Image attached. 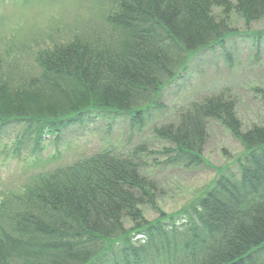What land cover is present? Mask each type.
I'll return each instance as SVG.
<instances>
[{
	"label": "trees",
	"instance_id": "1",
	"mask_svg": "<svg viewBox=\"0 0 264 264\" xmlns=\"http://www.w3.org/2000/svg\"><path fill=\"white\" fill-rule=\"evenodd\" d=\"M100 9L77 30L49 37L35 70L0 58V137L20 126L35 153L88 121H124L129 136L140 132L164 111L165 91L186 87L196 62L228 54L237 34L231 14L246 24L264 18V0H108ZM252 37L263 42L261 33ZM196 90L173 119L153 124L165 144L157 163L203 164L207 126L217 120L243 146L235 168H216L169 213L158 209L147 173L157 151L144 143L111 144L39 172L0 200V264H264V125L242 129L226 89ZM146 204L158 210L152 219Z\"/></svg>",
	"mask_w": 264,
	"mask_h": 264
},
{
	"label": "rangeland",
	"instance_id": "2",
	"mask_svg": "<svg viewBox=\"0 0 264 264\" xmlns=\"http://www.w3.org/2000/svg\"><path fill=\"white\" fill-rule=\"evenodd\" d=\"M108 0H0V58L10 59L18 66L35 70L34 54L45 46L49 37L58 38L69 29L78 27L101 12ZM221 18L218 8L212 10ZM228 25L237 34L226 43L228 54H207L193 65L181 90L165 91V109L154 113L140 132L129 136L128 125L121 121L108 128L106 121H88L74 125L61 142L52 138L43 141L32 153V141L20 126L11 125L0 137V200L19 193L39 172L66 166L89 156L111 144L144 143L157 151L149 156L147 173L157 183L156 202L159 210L173 212L192 200L211 181L216 168H235L233 159L243 151L241 142L217 120H210L203 148L204 163L198 166L158 164V150L164 143L152 130L153 124L173 119L181 100L192 89L200 93L226 89L236 100L235 113L242 129L253 124L264 125V18L249 24L236 14L228 18ZM66 31V32H65ZM261 33L259 45L253 35ZM255 38V37H254ZM262 91V92H261ZM263 93V94H262ZM20 133V134H19ZM157 159V160H156ZM146 218L152 219L158 210L146 204L141 207ZM128 225L129 221L126 219Z\"/></svg>",
	"mask_w": 264,
	"mask_h": 264
}]
</instances>
